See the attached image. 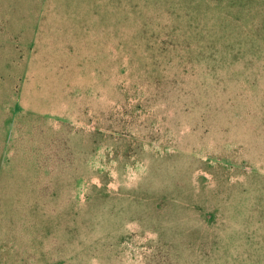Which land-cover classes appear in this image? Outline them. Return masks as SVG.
<instances>
[{"label":"rangeland","instance_id":"rangeland-1","mask_svg":"<svg viewBox=\"0 0 264 264\" xmlns=\"http://www.w3.org/2000/svg\"><path fill=\"white\" fill-rule=\"evenodd\" d=\"M0 264H264V0H0Z\"/></svg>","mask_w":264,"mask_h":264}]
</instances>
